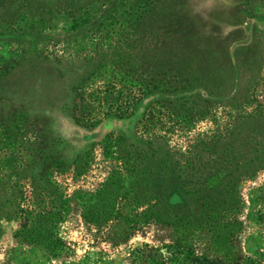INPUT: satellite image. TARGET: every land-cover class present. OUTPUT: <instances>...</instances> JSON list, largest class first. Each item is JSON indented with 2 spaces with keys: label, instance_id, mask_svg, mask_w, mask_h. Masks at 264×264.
Wrapping results in <instances>:
<instances>
[{
  "label": "rangeland",
  "instance_id": "rangeland-1",
  "mask_svg": "<svg viewBox=\"0 0 264 264\" xmlns=\"http://www.w3.org/2000/svg\"><path fill=\"white\" fill-rule=\"evenodd\" d=\"M40 1L43 0H0V72L9 69L10 61L30 53L31 60L39 55L43 60L40 66L52 70V81L44 78V82L34 83L31 73L23 74L34 68V62L19 63L12 79L22 76L18 82H27L15 92L16 96L8 94L11 90L4 94L10 99L8 102L14 101L26 108L30 119H46L53 135L61 140L63 159L70 161L84 154L79 161L81 169L70 165L51 173L52 180L62 185L64 195L91 194L112 171H119L125 181L128 177L125 168L133 156L119 151L125 144L163 140L170 151L184 154L196 143L222 138L235 127L243 133L264 134L261 122H258L259 128L253 124L236 126L243 118L249 122L250 117H264V0H181L180 10L188 18L195 42L194 45L186 43V47L201 46L200 50H184L183 54L180 48H175V43L170 51H161V44L154 47L155 38L151 41L148 34L133 30L130 3L133 5L136 0H112L120 1L119 11L127 10L116 17L106 16L108 8L88 9L82 17L87 22L93 21L95 25L91 28L68 23L78 11L67 0L64 5V0H45L50 6H39ZM102 1L95 0L100 5ZM109 1L105 0L107 6L111 5ZM76 2L77 7L86 3L85 0ZM155 2L149 0L148 5ZM148 26L152 27L153 23L149 21ZM160 26L165 24L159 19L156 27ZM163 27L160 32L165 31ZM26 34L31 36L30 40L24 38ZM245 38V43L231 49L233 56L224 53L226 45ZM127 40L132 43L131 47L126 45ZM114 53H123L120 64L112 61ZM174 53L181 57L179 63L172 58ZM158 57H164V65L169 62V70L160 65L164 70L161 78L162 69L156 64ZM87 69L96 70L79 87L80 92L87 94V107H91L80 120L87 119L88 125H76L63 109L67 104L70 109L71 83L77 76L85 77L81 70ZM48 84H53L52 90L46 88ZM172 86H188L189 94L178 91L162 98L158 93V89L169 92ZM211 90L215 93L210 94ZM23 95L26 100L21 98ZM178 95L187 98L181 99L178 105H169ZM119 138L121 144L116 143ZM143 147L148 145L144 142ZM137 153L141 155L142 151L138 149ZM233 189L236 207H231L229 213L240 222L235 237L237 255L240 260L264 264V168L240 175ZM140 211L125 213L127 220ZM80 212V205L71 200L68 213L56 226L58 236L70 249L63 257H50L37 246L17 243L12 231L18 223L2 220L0 263L146 264L151 258L156 264H176L162 261L166 254L161 245L169 242V227L140 219L128 220L123 222L130 227L126 240L113 242V221L94 225L84 221ZM185 242L196 254L203 252V240L191 238ZM208 254V257L214 256ZM181 264L189 262L183 260Z\"/></svg>",
  "mask_w": 264,
  "mask_h": 264
},
{
  "label": "trees",
  "instance_id": "trees-1",
  "mask_svg": "<svg viewBox=\"0 0 264 264\" xmlns=\"http://www.w3.org/2000/svg\"><path fill=\"white\" fill-rule=\"evenodd\" d=\"M85 1L83 6L77 7L76 0H67V4L72 8L75 6L78 11L73 17L74 20L68 23L84 24L91 28L95 25L93 21L87 22L82 17L87 14L88 9L101 11L103 7V10L108 8L106 16L113 17L119 16L121 12H127L121 9L119 11L120 1L110 0V6L106 5L105 0L104 3L100 2L101 5L96 4L95 0ZM139 1H134L133 5L130 3L131 9L133 8L130 23L133 22V18L134 31L140 30L141 34H148L149 38H152L151 41L155 38L157 44L154 47L161 44V51L164 49L170 51L175 43L178 45L175 48H180L182 54L185 53L184 50L201 49L199 44L190 49L186 47V43L193 42L194 45L195 42L189 29L188 18L180 10L181 0H155V5H148L149 0ZM64 3L65 0L63 5ZM39 6H50V2L40 1ZM146 18L153 23L152 27L148 26L149 21ZM159 19L165 24L164 27H156ZM162 27L165 31L160 32ZM24 38L30 40L31 36L26 34ZM246 41L245 38L226 45L224 53L229 57L233 56L230 54L231 49ZM126 45L131 47L132 43L127 40ZM154 50L158 52L159 48ZM121 54L123 53H114L111 60L120 64ZM31 56L32 53L30 56L17 57L10 61L7 71L0 72V222L14 220L18 223L12 231V237L17 243L37 246L50 257L68 255L70 249L58 236L56 226L65 218L72 200L80 205V215L84 221L94 225H104L109 221L115 223L111 232L113 242L126 240L130 227L123 222L128 220L137 222L140 219L144 223L152 222L163 228L169 227L171 232L168 236L169 242L161 245L166 254L162 256V261L176 264H181L183 260L189 264H252L250 259L240 260L237 255L235 237L240 222L235 215L229 213V209L236 207L233 186L238 177L264 168V134L243 133L235 127L222 138L196 143L184 154L170 151L163 140L125 144L119 147V151L130 157L133 154L131 162L125 168L128 176L125 181L119 171H112L93 193L66 196L62 185L52 180L51 173L70 165L76 170L81 169L79 161L83 160L84 154L70 161L63 159L60 154L61 140L53 135L46 119L43 117L30 119L26 115V108L17 106L14 101L8 102L10 99L4 94L11 90L8 94L16 96L15 92L27 82L25 80L18 82L22 80V76L19 79H12L16 72L15 66L19 63L34 62L36 67L34 66L32 70L24 71L25 73L21 71L25 75L27 72L31 73L33 77L31 81L34 83L44 82V78L52 81V70L40 66L43 60L38 57L39 55L33 56V60ZM158 58L157 66L162 65L169 70V62H165L164 65L162 61L164 57ZM172 58L176 63L181 60L175 53ZM126 60L127 58L124 61ZM162 66L159 68L162 69ZM163 71V69L159 71L160 78L163 77ZM82 72L86 76H77L78 79L70 85L72 91L69 99L70 109L68 104L63 109L76 125L83 123L88 125L87 119L80 120L85 118L84 114L91 107L90 105L87 107L89 103L85 99L87 94L80 92L79 87L84 79L96 74V70L87 69L81 70ZM52 86L53 84H48L46 88L52 90ZM172 87L173 90L169 92L167 89H158V93L162 98L168 94H177L178 91L189 94L188 86ZM44 90L46 91L45 87ZM211 92L209 93H215L212 90ZM24 97L26 96L23 95L21 98ZM186 98L178 95L168 104L178 105L181 99ZM250 118L252 121L249 122L246 118L238 120L236 126L253 124L255 128H259L258 122H261L263 123L261 126L264 127V117ZM121 141L119 138L116 143L121 144ZM144 142L148 148H141ZM138 149L142 151L141 155L137 153ZM134 209L141 211L132 214L127 220L128 215L125 213ZM191 238L204 241L203 252L196 254L193 247L185 242ZM208 253L214 256L208 257ZM0 264L11 263L4 261ZM146 264H156V260L150 258Z\"/></svg>",
  "mask_w": 264,
  "mask_h": 264
}]
</instances>
